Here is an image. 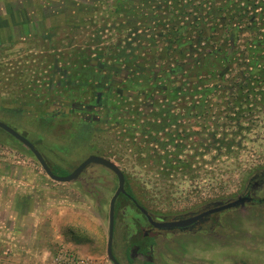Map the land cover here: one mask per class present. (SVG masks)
<instances>
[{
	"label": "rangeland",
	"instance_id": "1",
	"mask_svg": "<svg viewBox=\"0 0 264 264\" xmlns=\"http://www.w3.org/2000/svg\"><path fill=\"white\" fill-rule=\"evenodd\" d=\"M157 3L0 0V120L28 138L60 175L98 154L86 138L93 131L97 144L117 152L109 159L129 176L143 206L160 220L247 192L258 199L215 214L214 226L206 229L210 232L152 230L149 254L131 242L149 223L127 202L115 214L113 252L120 263L264 264V171L248 186L250 174L237 166L264 163V118L245 134L251 150L239 160L222 156L234 168L224 187L180 181L177 187L155 190L145 180L147 170L117 144V131L130 130L114 119L118 96L144 112L152 108L141 91L153 73L148 68L155 63V52L162 48L160 42L153 46L155 52L146 49L152 36L159 37L147 17ZM210 153L204 157L209 159ZM117 187V175L97 163L72 181L52 179L25 144L0 128V264H71L72 258L114 264L107 243L110 201Z\"/></svg>",
	"mask_w": 264,
	"mask_h": 264
},
{
	"label": "trees",
	"instance_id": "2",
	"mask_svg": "<svg viewBox=\"0 0 264 264\" xmlns=\"http://www.w3.org/2000/svg\"><path fill=\"white\" fill-rule=\"evenodd\" d=\"M147 17L159 37L152 36L146 49L155 52L153 46L162 43L148 68L154 75H148L141 91L152 108L144 112L118 96L114 119L130 130L117 131V144L147 170L145 180L155 190L177 187L180 181L224 187L232 180L227 172L234 168L222 156L238 159L251 150L245 134L264 118V0H158ZM92 132L86 136L90 148L107 158L115 156L117 152L97 144ZM206 152H211L209 159ZM238 164L251 177L264 171V163ZM51 169L57 173L56 167ZM125 177L127 194H120L115 214L125 203L133 204L129 195L144 205ZM150 241L140 235L131 239L142 253Z\"/></svg>",
	"mask_w": 264,
	"mask_h": 264
},
{
	"label": "water",
	"instance_id": "3",
	"mask_svg": "<svg viewBox=\"0 0 264 264\" xmlns=\"http://www.w3.org/2000/svg\"><path fill=\"white\" fill-rule=\"evenodd\" d=\"M0 128L4 129L11 135H13L16 139L21 141L23 144H25L36 156L40 164L42 165L45 172L54 180L60 181V182H67L72 181L76 179L90 164L97 163L101 164L110 170H112L118 177V187L114 193V195L111 198L110 201V209H109V231H108V243H107V254L109 259L114 264H122L120 263L117 258L115 257V254L113 252V239H114V224H115V205L118 197L120 194L127 193L125 188L126 183V177L125 173L122 171V169L118 166V164L113 161L112 159H109L105 156L99 155V154H90L87 156L84 160H82L70 173L66 175H60L53 172L50 165L47 163L45 157L43 154L37 149V147L24 135L19 133L16 129L5 123L4 121L0 120ZM248 196H239L238 198L229 201L228 203H225L215 209H210L208 211H205L199 215H196L194 217L181 219V220H173V221H163V222H157L152 220V218L149 216V213L147 209L141 205L138 204L139 209L146 215H148L149 220L153 223L154 226L158 228H173V227H179V226H186L190 224L191 222L210 214L213 211L216 210H222L229 207H233L239 204L244 203L246 200H248Z\"/></svg>",
	"mask_w": 264,
	"mask_h": 264
},
{
	"label": "flooded vegetation",
	"instance_id": "4",
	"mask_svg": "<svg viewBox=\"0 0 264 264\" xmlns=\"http://www.w3.org/2000/svg\"><path fill=\"white\" fill-rule=\"evenodd\" d=\"M262 174H263V171H261V172L255 174L253 177H251V179H250L249 182H248V186H251V185H253L254 183H256V182H257L256 180H258ZM125 194H127V193H125ZM242 196H248V197H249V199L246 200L244 203H246V202H255V201L258 200V199H256V198H255L250 192H247V193L243 194ZM129 197H130L131 201L133 202V205H134V206L136 207V209H138V211L143 215V217L147 220V222L149 223V226H150L148 229H146V230L143 229V230L140 232V236H141V237H142V236L150 237L151 240H152V241H150V243L145 244L146 253H142V252L140 251V249H139V246H138V245H135L136 248L139 250V252H141L142 254H149V253H150V246H151L152 243L154 242V239H153V237H152V235H151V231H152V230H159V231H161V230H168V231L181 230V231H188V232H191V231H192V232H201V231H205L206 229H211V227L214 226V222H213L212 220H213V216H214L215 214L220 213V212H223V211L228 210V209L235 208V207L238 206V205H236V206L229 207V208H226V209L213 211V212H211L210 214L205 215V216H203V217H201V218H199V219H197V220L191 222L190 224H188V225H186V226H179V227H173V228H158V227L154 226L153 223L149 220L148 215L144 214V213L139 209L138 204H139V205H141V204H140L139 202H137L135 199H133L130 195H129ZM237 198H238V197H237ZM233 200H234V199H233ZM259 200H261V199H259ZM230 201H232V200H230ZM210 202H211V204H210V203H207V204L209 205L208 207H206V208H204V209H201V210H199V211H197V212L194 211V210H192V212H190L189 214H186V215H179V216L173 217V218H171V219H167V220H160V219H158L154 213H152V212L149 211L148 208H146V207L143 206V205H141V206H143V207H145V208L147 209V211H148V213H149V216L152 218V220L157 221V222H163V221L181 220V219H186V218L194 217V216L199 215V214H201V213H203V212H205V211H208V210H210V209H215V208H217V207H219V206H221V205H223V204H225V203H228L229 201L224 202V203H219V204H214L215 202H217L216 200H211ZM213 204H214V205H213ZM242 204H243V203H242ZM242 204H239V205H242ZM206 232H210V231L206 230ZM133 237H134V236H133ZM133 237H132V238H133Z\"/></svg>",
	"mask_w": 264,
	"mask_h": 264
},
{
	"label": "built area",
	"instance_id": "5",
	"mask_svg": "<svg viewBox=\"0 0 264 264\" xmlns=\"http://www.w3.org/2000/svg\"><path fill=\"white\" fill-rule=\"evenodd\" d=\"M69 263H71V264H84V261L82 259L72 258L69 260Z\"/></svg>",
	"mask_w": 264,
	"mask_h": 264
}]
</instances>
